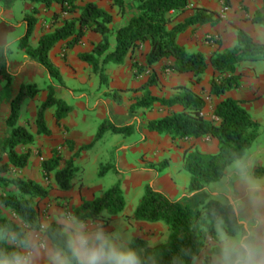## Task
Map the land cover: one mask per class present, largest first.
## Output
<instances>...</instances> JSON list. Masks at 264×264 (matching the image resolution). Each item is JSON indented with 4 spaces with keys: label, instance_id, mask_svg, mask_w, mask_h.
Here are the masks:
<instances>
[{
    "label": "trees",
    "instance_id": "obj_1",
    "mask_svg": "<svg viewBox=\"0 0 264 264\" xmlns=\"http://www.w3.org/2000/svg\"><path fill=\"white\" fill-rule=\"evenodd\" d=\"M118 11L119 16L128 12H135L125 26H114L113 16L90 2L78 6L75 0H23L25 3L44 5L50 8L53 4L62 6V14L70 16L62 19V14H55L50 22V32H42L36 47L31 45V37L39 22V11L31 9L24 15L27 24L26 35L18 41V50L35 60L49 76V82L42 86L36 83L22 85L18 94L10 103V114L6 125L10 130L9 136L1 143L2 154L8 159L7 164L0 166V173L5 174L13 169L23 170L30 161L31 153L21 149L35 144V135L26 126L20 124L23 107L33 102L42 93L46 92V100L37 108L35 126L37 136H50L46 114L55 110L54 119L58 126L72 113L73 108L65 101L56 97V89H66L63 77L58 67L50 58L53 48L66 43L67 49L78 46L88 32L101 36L99 44L94 45L91 52L79 55V59L92 68V72L99 75L105 82L106 66L109 64L123 66L128 56L146 43L150 51L146 56V66L152 67L166 62L163 71L171 74H193L195 83H200L206 74L209 65L213 70L210 81L211 96L220 98L232 90L241 88V76L237 73L239 66L246 62H257L264 58V45L256 42L247 32L237 29V44L232 49H217L211 54L209 61L201 52L191 53L179 43L180 35L186 33L195 25H215L220 21V15L202 7L193 9V15L183 23L177 19L188 11L191 0H109ZM225 7H230L227 0ZM78 14V17L75 15ZM264 28V0L263 8L257 12L252 21ZM58 24H61L60 26ZM112 44L114 46L112 47ZM12 50L9 46L0 47V83L9 91L13 87V74L9 68V55ZM133 67L142 68L134 63ZM157 84V76L152 75L148 82L136 90L144 93L143 98L137 99L130 107L135 113L144 108L152 110L160 105L170 110L165 118L151 121L146 129L159 135L169 136L172 141H194L209 137L216 139L219 145L217 154H204L194 145L184 152L183 168L190 175L189 193H197L207 189L211 184L218 183L225 177L227 169L236 160H243L259 137V123L242 107L243 102L226 98L214 109L215 121H208L203 116L206 101L189 87H177V94L170 99H161L152 96L150 88ZM121 92L112 91L109 96L117 104L123 103ZM1 104V98H0ZM181 108L180 112L172 111ZM106 133L129 138L137 134L136 126L118 127L105 120L99 127L94 142L75 152V144L67 141L66 144L73 157L65 160L59 149H53L51 158L42 161L43 178L59 193L73 190L81 182V170L75 165L80 153L90 150L95 143L103 139ZM169 167L168 161L150 164L149 169L160 173ZM113 171L119 174L115 165H100L99 177H104ZM264 176V169L256 172L258 179ZM12 185L16 194L0 196V205L9 210L16 221L3 215L0 210V227H23L26 230L39 232L42 224V214L39 210L41 203L50 195V190L41 184L21 178L6 181ZM82 186V185H79ZM126 208V200L121 187L117 184L103 192L94 200H82L74 214L86 220H103L107 226L108 220L121 216ZM228 210L225 204L213 199L200 202L199 209H192L179 201H173L165 194L156 191L151 186L145 187V193L130 220L148 224H163L169 231V238L164 244L151 246L142 238H134L131 246L138 249L144 264H195L206 250L209 254L204 264H210L211 256L216 251L215 222L218 217L227 218ZM53 229L59 224L50 223ZM4 247H8L4 245Z\"/></svg>",
    "mask_w": 264,
    "mask_h": 264
},
{
    "label": "crops",
    "instance_id": "obj_2",
    "mask_svg": "<svg viewBox=\"0 0 264 264\" xmlns=\"http://www.w3.org/2000/svg\"><path fill=\"white\" fill-rule=\"evenodd\" d=\"M75 1L80 7L90 2L96 3L100 8L110 13L113 16V24L111 27L118 25L125 26L135 15L133 11L128 12L123 17L119 16L117 9L112 6L109 0ZM226 2L227 0H191L188 11L177 19V23H183L186 18L192 16L193 9L196 7H202L217 12L220 15V21L215 25H195L191 27L186 33L180 35V45L191 53H203L209 61L211 54L217 49L218 45L214 48L210 47L207 42L204 43V41H202V35L208 34L206 38L218 39L221 43L222 50L232 49L237 44L238 28L247 32L256 42L264 45V28L252 22L255 14L262 10L263 0H229L230 7H225ZM33 8L39 11V15L37 16L39 22L30 41L31 45L36 47L42 32H50L53 30L50 22L55 14H62V6L60 4H53L50 8H46L44 5L25 3L23 0H0V47L9 46L13 51L9 58V68L13 74L12 88L15 95L18 94L22 85L30 83L38 84V81L48 83L50 80L45 70L42 69L35 60L27 57L24 52L18 51L17 48L18 41L21 40L27 32V24L24 22V15ZM75 17H78V14H76ZM69 18V15L65 13L62 14V19ZM58 25L60 26L61 24ZM101 40L102 38L99 34L88 32L83 41L75 48L67 49L66 43H60L51 51L50 58L60 70L66 87V89L57 88L56 97L65 101L73 108V111L62 122L61 126H58L54 119V109L46 114L47 125L51 131V135L48 137L37 136L35 129L30 130V128H28L30 132L35 135V144L29 147L30 149H27L30 151L31 157L28 166L22 172L21 178L32 180L37 183H40L43 178L41 171L36 173L31 171L30 163L34 158V148L42 147L44 160L51 158L53 149H61L62 157L65 160H69L73 157L74 153L69 150L65 143L67 141L73 142L76 147L75 152L78 151L80 148L94 141L96 134L88 130L90 120L91 125L99 127L105 120L110 119V121L118 127L134 125L137 128V134L129 138L118 137L112 142L113 146H111V151L115 150L114 155L116 156L115 158L113 157L110 163L111 165H115L119 171L121 187L126 200V208L123 213L124 216L130 217L133 215L140 202V200L137 202L138 193L142 189L145 191L146 186H151L156 191L165 194L171 200L179 201L195 210L200 208L201 201L207 199H213L224 204L223 200L214 193L221 187L222 182L229 177L233 165L227 169L222 181L211 184L206 190L197 193H189V184L185 186L187 179L183 175L185 171L183 168L184 152L189 146L194 145L204 154H217L219 151L218 141L213 138L205 137L194 141L183 140L174 142L169 136L159 135L156 132H149L146 129L149 122L167 117L170 112L169 109L156 105L152 110L142 108L135 113H131L130 107L137 99H141L144 96L142 91L136 92V90L143 87L152 75H156L157 84L150 88L152 96L161 99H170L177 94V87L184 86L192 88L195 93L206 101V108L203 111L205 119L208 121H215L218 124L217 119L213 116V112L216 106L226 98H232L243 102L242 107L245 108L251 116L255 113L258 114L264 107L262 100V96L264 95V81L258 86L255 83L253 88L247 87V82L250 80L247 75V77L242 79L240 89L232 90L225 96L217 98L210 94V81L213 77L211 65H209L200 83H195L193 74L177 75L163 71V66L166 63L165 61L152 67L144 68L146 66V56L150 51V45L146 43L135 50L133 54L129 55L123 66L107 65L105 71L107 80L103 82L99 75L92 72L90 66L79 59L80 54L91 52L94 45L99 44ZM188 40H191V43L195 46L188 43ZM113 46L114 44H112V47ZM134 63H137L142 70L133 67ZM239 72H242V69L239 68L237 73L239 74ZM38 78L40 79L37 80ZM251 81L253 82V80ZM112 91H125L121 92L123 96L122 104H117L115 100L109 96ZM43 93L44 92L41 94ZM8 111L10 114V104L8 106ZM80 111L84 115L79 117ZM172 111L180 112L181 108L175 107ZM23 120L24 111L21 115L20 124L25 126ZM8 136L9 135L0 140V150L1 143ZM259 138L260 136L255 143L258 142ZM40 143L41 146L39 147ZM254 147L255 144L242 161H246L250 165L251 174L257 178L256 171L264 169V161L261 156L264 150L259 147V145L256 149H254ZM25 152L26 150L22 151V153ZM87 152L80 153L75 161L76 166L78 161ZM102 156L103 155H100L96 158L97 164H100L102 160H104ZM135 157L136 163H134ZM165 160L169 161V167L160 173L154 172L148 168L150 164H157ZM7 163L8 161L5 162V164ZM1 176L3 175H0V177ZM182 177L185 183L181 189H178L177 182L179 180L181 181ZM262 179H264V176L260 178V180ZM232 187H237L234 181L232 182ZM3 189L4 192L7 191V188L4 186ZM103 190L101 185L89 188L86 187L84 183L82 187H76L67 193H59L55 190L56 196L67 198L66 201H63L64 209L51 208L48 212V216L45 218L42 216V224L57 223L58 218L62 214L69 212L74 213V210L81 206L83 199L93 200L100 195ZM7 192L16 194L15 188L10 189L9 187ZM2 195L6 194L1 192V196ZM133 198H135L136 204H128V202H132ZM47 208H49V205ZM0 210L4 216L17 222L16 217L9 210L4 209L1 205ZM124 216L112 218V223L109 226L112 231H114V221L125 223L123 222ZM126 225L123 230H125L127 234L130 235L131 232L129 231L131 230H138L139 232L135 231V238L145 239L149 243L152 242L154 246L160 243V241L156 242V239H158L157 235L160 237L159 232H156L155 236L151 233L150 237H148L140 229L142 228L145 231L151 229L154 231V228L157 230L161 224H148L132 220L128 224L126 222ZM167 238L166 235L164 241H166ZM125 241L129 240L126 239ZM40 264H44V261L41 260ZM195 264H198L197 261Z\"/></svg>",
    "mask_w": 264,
    "mask_h": 264
},
{
    "label": "clouds",
    "instance_id": "obj_3",
    "mask_svg": "<svg viewBox=\"0 0 264 264\" xmlns=\"http://www.w3.org/2000/svg\"><path fill=\"white\" fill-rule=\"evenodd\" d=\"M214 194L228 215L216 219V251L210 264H264V180L251 174L246 161L236 160ZM57 223L55 229L41 224L38 233L0 227V264H144L138 249L103 220L69 212Z\"/></svg>",
    "mask_w": 264,
    "mask_h": 264
},
{
    "label": "rangeland",
    "instance_id": "obj_4",
    "mask_svg": "<svg viewBox=\"0 0 264 264\" xmlns=\"http://www.w3.org/2000/svg\"><path fill=\"white\" fill-rule=\"evenodd\" d=\"M126 1L128 3L130 0H126ZM206 35H208V34L202 35V41H204V43L207 42L210 47L214 48L220 42L218 39H215L213 44H212L209 42V39L206 38ZM188 43L192 44L191 40H188ZM192 45H194V44H192ZM12 53H13V51H12ZM11 54L9 55V58H10ZM239 68L242 69V72H239V75L241 76V81L243 78L247 77V75H248V79H250L247 82V85H248L247 87L253 88L255 86V83L258 86L262 81H264V58L260 59L257 62L242 63L239 66ZM239 68H238V70H239ZM39 79L40 78H38L37 80H39ZM251 80H253V82ZM44 83H46V82H44ZM44 83H43V81H38V84L41 86ZM246 94H247V92H246ZM46 95H47L46 92H44L43 94H40L35 101L30 102L23 107V110H22V113L24 111V120L23 121H24L25 126L27 128H30V130H33V129L36 130V126H35L36 110L46 100ZM15 96L16 95H15V92L13 91V88L9 91H6L4 89V83H0V98H1V104H0V140H2L4 137L9 135V133H10L9 128L6 125V120L9 116L8 106ZM262 100H263V104H264V95L262 96ZM81 115L83 116L84 114L80 111L79 117ZM252 117L257 122H259V124L261 125L260 135H259L260 138H259L258 142L255 143L254 149H256V147H258V145H259V147L263 148V150H264V107L260 112H258V114H256V113L253 114ZM20 123H21V121H20ZM99 127H100V125H99ZM99 127H96L95 125H91V120H90V125L88 126V130L93 131V133L96 134L95 138L98 134ZM118 137L122 138V136L114 135L112 133H106L104 135L103 139L100 140L99 142L95 143L94 146L90 150H88V152L84 151L87 153L84 154V156L77 163V166L80 168V170L82 172L80 175L81 182L79 183V185L83 186V183H84L85 186L89 187V188L101 185L104 189L103 191H101L103 193V192L107 191L108 189H110L111 187H113L117 184H121L120 174H116L113 171H110L104 177H99V175H98L100 165H111L110 162H112L113 157L115 158V156H116V155H114L115 150L111 151V149H112L111 146H113L112 142H114ZM95 138H94V140H95ZM112 138H113V140H112ZM39 140H40V138H39ZM92 143H90V144H92ZM65 145L67 146L66 143H65ZM40 146H41V143L39 144V147ZM41 148L42 147L34 148L35 150L33 149L35 151L34 152V158L32 159V162L30 163L31 171L33 173H36L39 171L42 172V161L45 158H44L43 151ZM23 150L25 151L27 149L22 148L21 153ZM59 150L62 151L61 149H59ZM100 155H103L102 159H104V160H102V162L100 164H97L96 158H98V156H100ZM261 156L263 157V161H264V153H262ZM7 161H8L7 157L5 155H3L2 151L0 150V166L5 164V162H7ZM165 161H168V160H165ZM134 163H136V157L134 158ZM23 170L13 169V170L5 173V174L0 173V175H3V176H1L2 178L0 177V196H1V192H3L6 195H11V193H9L7 191L9 190V187H10V189H14V187L10 184H6L5 182L6 181L9 182V181H12L14 179L21 178ZM259 170H261V169H259ZM259 170H257V171H259ZM183 175L187 179L186 180L187 182L185 183V181H183V177H182L181 178L182 180L181 181L179 180L177 182L178 183V189H181L184 186V183H185V186L190 184V180H191L190 175L185 171L183 172ZM42 176H43V172H42ZM262 180H264V179H262ZM39 184H41L43 187L48 188L50 190L49 198L45 202L41 203L39 206V210H40L43 218L48 216V212L51 210V208L64 209L63 201H66L67 198H61V197L56 196V191L53 188V185H54L53 182H50V184H49L48 182H46L44 180V178H42V180L40 181ZM79 185H77L76 187L77 188L82 187ZM3 186L7 188L6 192H4ZM144 193H145L144 189L139 191L137 202H139V200H141ZM98 196H100V195H98ZM129 201H130V198H129ZM128 204L135 205L136 204L135 198H133L132 202H128ZM48 205H49V208H47ZM129 208H130V206H129ZM121 216H124V215L122 214ZM130 221H132V220H130L128 218V216H124L123 222H125V223H119V222L114 221L113 223H115V225H113V229H114V231H118L120 233V235L125 240L128 239L131 242L136 237L135 231H138V230L129 231V232H131L130 235L127 234V232H125V230H123L124 226L126 225V222L128 224V223H130ZM111 223H112V218L108 220V224L106 227H109ZM166 229H167L166 226L161 224L160 227L157 228V230H155V228H154V231H152L151 229L145 231L142 228L140 230L144 234H146L148 237H150L151 233L153 234V236H155V233L159 232L160 237H159V235H157L158 239H156V242L160 241V243H158V245H159V244L166 243V241L169 238V231H168V229L167 230ZM165 231H167V232H165ZM262 233H264V229H262ZM166 235L168 238L166 241H164V238L166 237ZM150 243H151L150 244L151 246H154L152 244V242H150ZM214 245H216V244L211 243L210 247H212ZM208 254H209V250H206L204 252L203 256L197 260V263L198 264H204V260Z\"/></svg>",
    "mask_w": 264,
    "mask_h": 264
},
{
    "label": "built area",
    "instance_id": "obj_5",
    "mask_svg": "<svg viewBox=\"0 0 264 264\" xmlns=\"http://www.w3.org/2000/svg\"><path fill=\"white\" fill-rule=\"evenodd\" d=\"M214 40L215 39H213V38H209V42L212 43V44H213Z\"/></svg>",
    "mask_w": 264,
    "mask_h": 264
}]
</instances>
